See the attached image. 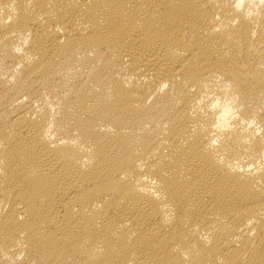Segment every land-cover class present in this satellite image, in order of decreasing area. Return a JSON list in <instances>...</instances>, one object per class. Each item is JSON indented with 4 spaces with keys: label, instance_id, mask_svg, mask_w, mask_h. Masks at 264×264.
Wrapping results in <instances>:
<instances>
[{
    "label": "bare ground",
    "instance_id": "obj_1",
    "mask_svg": "<svg viewBox=\"0 0 264 264\" xmlns=\"http://www.w3.org/2000/svg\"><path fill=\"white\" fill-rule=\"evenodd\" d=\"M0 264H264V0H0Z\"/></svg>",
    "mask_w": 264,
    "mask_h": 264
}]
</instances>
